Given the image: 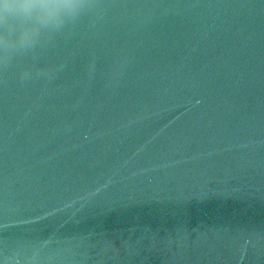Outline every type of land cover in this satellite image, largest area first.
<instances>
[{
  "label": "water",
  "instance_id": "1",
  "mask_svg": "<svg viewBox=\"0 0 264 264\" xmlns=\"http://www.w3.org/2000/svg\"><path fill=\"white\" fill-rule=\"evenodd\" d=\"M84 2L0 44V264H264V0Z\"/></svg>",
  "mask_w": 264,
  "mask_h": 264
},
{
  "label": "clouds",
  "instance_id": "2",
  "mask_svg": "<svg viewBox=\"0 0 264 264\" xmlns=\"http://www.w3.org/2000/svg\"><path fill=\"white\" fill-rule=\"evenodd\" d=\"M84 8V0H0V44L9 52L30 47L40 28H59Z\"/></svg>",
  "mask_w": 264,
  "mask_h": 264
}]
</instances>
